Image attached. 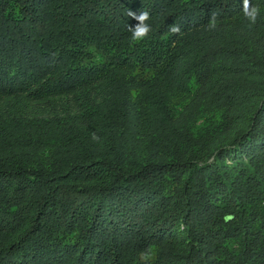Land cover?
Here are the masks:
<instances>
[{"label": "trees", "instance_id": "obj_1", "mask_svg": "<svg viewBox=\"0 0 264 264\" xmlns=\"http://www.w3.org/2000/svg\"><path fill=\"white\" fill-rule=\"evenodd\" d=\"M250 2L0 0V264H264Z\"/></svg>", "mask_w": 264, "mask_h": 264}, {"label": "clouds", "instance_id": "obj_2", "mask_svg": "<svg viewBox=\"0 0 264 264\" xmlns=\"http://www.w3.org/2000/svg\"><path fill=\"white\" fill-rule=\"evenodd\" d=\"M242 13L246 20L250 21L251 23H255L260 17L261 12L260 8L258 6H254L250 0H243V7H242ZM128 15L137 21V23L133 25L128 26V31L131 33V41L133 43H139L142 42L144 39H146L150 32L152 31L150 24L148 23V20L150 19L149 13L146 11H141L138 15L137 13L129 10ZM215 15V14H214ZM214 26V22H213ZM171 31L173 33L179 31L178 26H173L171 28ZM93 139L96 140L98 137L96 135H93ZM231 216H226L225 220H231ZM147 257V253L145 254Z\"/></svg>", "mask_w": 264, "mask_h": 264}]
</instances>
